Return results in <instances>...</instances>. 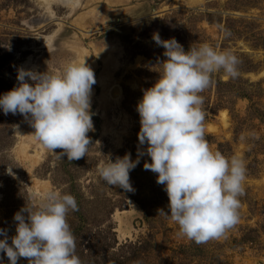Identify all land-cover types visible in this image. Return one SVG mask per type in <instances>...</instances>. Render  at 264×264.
Listing matches in <instances>:
<instances>
[{
    "label": "rangeland",
    "instance_id": "374dc122",
    "mask_svg": "<svg viewBox=\"0 0 264 264\" xmlns=\"http://www.w3.org/2000/svg\"><path fill=\"white\" fill-rule=\"evenodd\" d=\"M79 1L0 0V96L18 84L19 68L59 73L85 62L96 79L87 134L93 143L79 160L57 159L22 115L0 109V229L8 243L14 214L55 190L77 201L67 222L82 264H264V0ZM153 33L175 38L185 51L207 43L239 60L236 78L220 70L200 93L210 147L246 167L239 221L218 240L197 244L158 215L169 212V198L157 174L144 169L146 152L129 173L134 192L107 185L97 171L109 158L130 153L136 160L147 148L138 140L137 104L166 59ZM0 264H9L3 252Z\"/></svg>",
    "mask_w": 264,
    "mask_h": 264
},
{
    "label": "clouds",
    "instance_id": "9594fccd",
    "mask_svg": "<svg viewBox=\"0 0 264 264\" xmlns=\"http://www.w3.org/2000/svg\"><path fill=\"white\" fill-rule=\"evenodd\" d=\"M152 39L164 49L166 59L159 63V79L143 90L137 104L138 140L147 148L138 149L136 160L130 153L115 162L109 158L97 168L98 174L107 185L134 192L129 173L146 152L151 163L145 162L143 167L157 174L156 182L164 186L169 198V212L158 209V215L177 224L179 236L197 244L221 239L239 221L246 167L242 158L226 157L210 147L200 93L220 70L236 78L239 60L231 51H218L207 43L185 51L175 38L163 40L153 33ZM17 81L0 96L3 113L22 115L34 129V137L57 159L85 157L93 143L87 134L94 130V71L85 62H69L59 73L19 68ZM8 172L12 174L10 167ZM70 210L78 211L73 195L49 190L32 206L26 204L14 214L16 235L11 237V245L6 230L0 229L4 237L0 252L6 254L9 264H17L21 257L28 264H82L67 222Z\"/></svg>",
    "mask_w": 264,
    "mask_h": 264
},
{
    "label": "bare ground",
    "instance_id": "6f19581e",
    "mask_svg": "<svg viewBox=\"0 0 264 264\" xmlns=\"http://www.w3.org/2000/svg\"><path fill=\"white\" fill-rule=\"evenodd\" d=\"M62 1V3L64 4V5H70V4H75L76 6L77 5H79V3H80V1L79 0H61ZM194 2L196 1V2H198V1H200V0H193ZM76 2V3H75ZM72 7V6H71ZM25 67H26V65H25ZM226 114V113H225Z\"/></svg>",
    "mask_w": 264,
    "mask_h": 264
},
{
    "label": "water",
    "instance_id": "95a60500",
    "mask_svg": "<svg viewBox=\"0 0 264 264\" xmlns=\"http://www.w3.org/2000/svg\"><path fill=\"white\" fill-rule=\"evenodd\" d=\"M16 233V231H14ZM16 235V234H15Z\"/></svg>",
    "mask_w": 264,
    "mask_h": 264
}]
</instances>
